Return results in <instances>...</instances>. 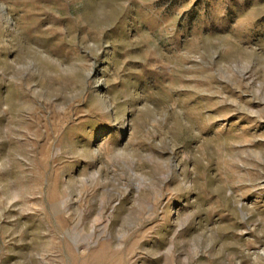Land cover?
Listing matches in <instances>:
<instances>
[{"label": "rangeland", "instance_id": "374dc122", "mask_svg": "<svg viewBox=\"0 0 264 264\" xmlns=\"http://www.w3.org/2000/svg\"><path fill=\"white\" fill-rule=\"evenodd\" d=\"M0 264H264V0H0Z\"/></svg>", "mask_w": 264, "mask_h": 264}]
</instances>
